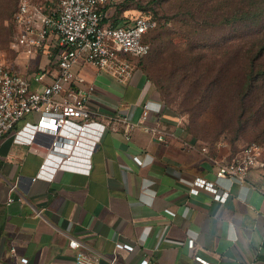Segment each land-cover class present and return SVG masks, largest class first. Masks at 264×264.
Returning a JSON list of instances; mask_svg holds the SVG:
<instances>
[{"label":"crops","instance_id":"0c3cea01","mask_svg":"<svg viewBox=\"0 0 264 264\" xmlns=\"http://www.w3.org/2000/svg\"><path fill=\"white\" fill-rule=\"evenodd\" d=\"M126 58L133 72L125 82L92 66L76 67L85 81L75 86L107 126L90 175L59 171L53 181L34 180L41 156L11 138L0 143V264L23 258L75 264L71 238L99 253L100 264L114 258L116 264H203L198 257L212 264H264V169L251 170L244 181H221L230 190L225 204L206 190L191 195L187 181H216L210 157L225 163L234 155L203 153L202 142L181 127L145 72ZM145 104L152 111L143 120ZM146 127L175 136L160 142ZM181 139L196 148L185 149Z\"/></svg>","mask_w":264,"mask_h":264},{"label":"built area","instance_id":"2783aa9c","mask_svg":"<svg viewBox=\"0 0 264 264\" xmlns=\"http://www.w3.org/2000/svg\"><path fill=\"white\" fill-rule=\"evenodd\" d=\"M109 0H20L15 14L13 49L27 56L44 54L51 59L46 68L32 75L10 69L0 61V143L11 138L15 145L29 147L41 156L42 163L34 178L53 181L59 171L90 175L93 155L107 129L88 109V94L75 86L84 82L76 72L78 66H92L99 72H109L121 82L132 76L133 67L126 57L142 58L150 52L144 36L156 27V22L139 15L123 25H104L105 6ZM92 90V88L90 89ZM160 106L158 112L160 111ZM152 111L144 105L143 120ZM130 129L137 125L127 123ZM158 141L174 133L156 127H146ZM185 149L196 147L181 139ZM201 151L210 155L208 147ZM216 169V181L197 178L186 183L191 195L201 190L213 194L214 200L225 204L230 190L220 182L244 181L254 169H264L263 149L253 143L244 147L229 162L209 158ZM144 165L140 157H134ZM17 190L11 186V192ZM9 203L14 202L10 197ZM167 213H175L167 210ZM194 240L188 241L193 248ZM69 247L77 251L75 264H100V255L81 241L71 238ZM120 249L133 251L131 245L117 243ZM203 264H212L198 257ZM20 264H28L21 259ZM110 264H116L112 259ZM140 264H149L147 259Z\"/></svg>","mask_w":264,"mask_h":264},{"label":"rangeland","instance_id":"374dc122","mask_svg":"<svg viewBox=\"0 0 264 264\" xmlns=\"http://www.w3.org/2000/svg\"><path fill=\"white\" fill-rule=\"evenodd\" d=\"M19 1L0 0V61L10 69L32 75L46 68L51 59L44 54L35 57L27 56L22 50L12 48L15 38L12 18ZM120 5L127 8L126 16L129 14L128 17L131 18L143 13L138 9L139 5L154 8L162 19V25L169 21L167 27L177 30L176 26H180L183 19L180 16L181 6L186 4L184 0H160L155 4L153 0H112L108 7L119 9ZM158 31L150 34L149 38L156 35ZM201 38L202 36L197 35L196 39ZM170 39L171 44H167L164 39L155 40L154 44L151 43L153 50L147 57L140 60L133 59V61L143 66L146 76L156 88H161L179 123L184 121V125H189L191 134L196 135L212 153L233 156L244 147L256 143L262 147L264 157V119L259 121L252 118L247 126L241 129L235 124L231 95L240 87L237 82L242 75L238 74L237 69L228 71L220 76L218 84H215V75L201 73L203 68L186 76V69H193L187 66L189 61H186L181 44L183 38L173 34ZM155 49L161 52L153 60ZM208 58L216 59L217 57L209 53ZM206 89L210 92L207 97L201 99L202 92Z\"/></svg>","mask_w":264,"mask_h":264},{"label":"trees","instance_id":"16d2710c","mask_svg":"<svg viewBox=\"0 0 264 264\" xmlns=\"http://www.w3.org/2000/svg\"><path fill=\"white\" fill-rule=\"evenodd\" d=\"M159 1L153 0V4ZM184 2L186 5L181 6L180 12L183 19L181 25L176 26L177 30L167 27L169 21L162 25V19L154 8L138 6V9L143 11L140 15L156 22V27L144 36V42L151 47L148 55L153 50L151 43L154 44L155 40L164 39L167 44H171V36L178 34L183 38L181 44L186 61H189L187 66L193 69H186V76L203 68L201 73L215 75V84H218L220 76L237 69L238 74L242 76L237 82L240 87L231 95L235 124L241 129L245 128L252 118L261 121L264 119V0H184ZM111 3L112 0H109L105 6L103 24L119 26L129 21L131 17L126 16L127 8H124L126 4L116 9L108 7ZM16 12L12 18L14 35ZM156 31L157 34L149 38L150 34ZM197 35L202 38L197 40ZM160 52L155 49L152 59H156ZM209 53L217 58L209 59ZM145 57L131 59L140 60ZM135 64L144 71L143 66L136 62ZM148 80L152 82L149 78ZM157 91L161 101L171 110L161 88L158 87ZM209 92V89L204 90L201 99L207 97ZM181 127L200 141L196 135L191 134V127L184 125V121Z\"/></svg>","mask_w":264,"mask_h":264}]
</instances>
